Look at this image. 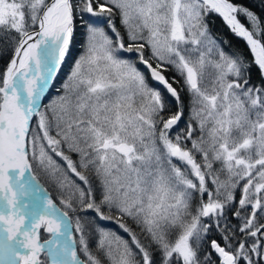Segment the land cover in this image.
<instances>
[{"label": "snow or ice", "instance_id": "obj_1", "mask_svg": "<svg viewBox=\"0 0 264 264\" xmlns=\"http://www.w3.org/2000/svg\"><path fill=\"white\" fill-rule=\"evenodd\" d=\"M210 13L246 41L250 62L213 36ZM77 24L84 51L46 100ZM0 29V264H216L213 253L264 264L257 15L230 0H0ZM181 82L189 116L173 135ZM237 202L243 223L232 226Z\"/></svg>", "mask_w": 264, "mask_h": 264}, {"label": "trees", "instance_id": "obj_2", "mask_svg": "<svg viewBox=\"0 0 264 264\" xmlns=\"http://www.w3.org/2000/svg\"><path fill=\"white\" fill-rule=\"evenodd\" d=\"M230 1L232 3H234L235 5L243 6L244 8H247L248 10L252 11L259 18L261 28H264V0H230ZM237 17L243 24H245L251 30V23L249 22V20L247 19L246 16H244L241 13H237ZM207 23L209 24V30L211 31V33L214 35V37L218 41H227V44L222 45V47H224V49L226 51H230L234 54L242 55L247 61H249V62L251 61L249 54H248V51L245 48V46L243 45L242 41L239 38L235 37L219 19L215 18L212 14H209V16L207 17ZM78 31H77V35H76V47L79 44V42L82 40V37L80 35V32H82V29L79 32ZM260 38L264 39V37H260ZM76 47L73 49L72 56L76 53V50H77ZM7 58H8L7 54L3 55V58H0V72H2L4 70ZM61 70L64 71L63 66H62ZM250 71L252 74V82L255 81V84L259 85L261 82V78H260L257 70L255 69V66H253L250 69ZM54 86H55V83H54ZM168 99L171 100L172 98L168 97ZM181 100L182 101L186 100V97H184L183 94H181ZM173 105H174V101H173ZM236 196H237V200H238L239 194ZM232 208H235V205H232L228 209L229 220L231 221V225L236 226V225L242 224L243 223L242 220L238 219L237 217H235L234 215L231 214ZM242 214H243V211H242ZM202 220L203 221L206 220V223L208 222L206 218H202ZM221 223L223 224V221H221ZM211 235L213 236V238H215L216 240L221 242V244H223V241L221 240L220 233L218 230L212 231ZM247 238H252V237H247ZM261 242L263 243L262 240H261ZM212 255H213V259L216 261V264H219V261L215 257V255L214 254H212ZM155 258H157V259L159 258L158 254H156Z\"/></svg>", "mask_w": 264, "mask_h": 264}, {"label": "rangeland", "instance_id": "obj_3", "mask_svg": "<svg viewBox=\"0 0 264 264\" xmlns=\"http://www.w3.org/2000/svg\"><path fill=\"white\" fill-rule=\"evenodd\" d=\"M211 14V13H210ZM215 18L219 19L222 23L224 22L223 19L221 17H219L217 14H212ZM118 23V21H117ZM225 23V22H224ZM223 23V24H224ZM226 24V23H225ZM224 24V25H225ZM227 25V24H226ZM225 27L231 32V30L229 29L228 25ZM82 29V32H80V35L82 37V40L79 42V44L77 45V50H76V53L72 56V58L63 66L64 67V71H60V73L58 74L57 78H56V81H55V86L53 84L52 88L50 89L49 93H48V97L46 98L49 99V98H53L55 97L56 95H59L60 93L57 92V89L60 87L61 84H63L64 81H66L67 79V76L70 72V68H71V65L72 63H74V60L78 57V54L82 53L84 51V48H83V41H84V35H83V27L79 24H77V31L81 30ZM249 29V28H248ZM250 30V29H249ZM0 31H2V29H0ZM78 31V32H79ZM232 34H234L233 32H231ZM14 34V33H13ZM235 35V34H234ZM214 36V35H213ZM243 40V39H242ZM244 41V40H243ZM243 43V45L245 46V48L247 49L248 51V54H249V57H250V60L253 59L251 53H250V50L247 46L246 43ZM79 46V47H78ZM80 48V49H79ZM79 50V51H78ZM121 55H128V54H121ZM255 69L257 70V68L255 67ZM258 72V70H257ZM169 77H172L175 74V72H168L166 73ZM259 74V73H258ZM177 79L180 80V78L177 76ZM252 83H255V81H253ZM154 86V85H153ZM174 86H176V88L178 89V91H180V93H182L184 95V97H186V100H184L183 102V105H184V112H185V115L184 117L182 118L180 124H178L176 127H174V129L172 130V134L174 135L176 133V130L177 129H182L184 127V124L187 123V118L189 116V94L187 93L186 89L183 87L182 85V82L181 83H177V84H174ZM35 119V118H34ZM75 158V157H74ZM59 159V158H57ZM34 174L37 176V179L40 181V183L42 185H44L48 191L51 193L52 195V198L54 199V201L58 204V199H57V194H56V190L53 189L50 185H48L47 181H46V178L44 177L43 174L39 173V172H34ZM240 196V191L239 189H237L236 191V195ZM239 196H238V199H239ZM197 199H198V196H197ZM207 197L205 195V201H206ZM238 201V200H237ZM194 204H195V200H194ZM235 205V208L238 209L239 208V205H238V202ZM207 219V218H206ZM206 223V220L204 221ZM213 223H215V220H213ZM99 226L100 227H104L106 229H112V230H116V231H119L120 230L117 228V226L114 224L113 221H99L98 222ZM40 233H41V242H43L44 239L48 238L49 234L46 233L43 229L40 230ZM122 235H126V234H123L121 232ZM78 235V234H77ZM221 237V236H220ZM248 241H251L252 239L254 238H246ZM260 240L263 241L264 243V237H260L259 238ZM222 240V239H221ZM43 258V257H42Z\"/></svg>", "mask_w": 264, "mask_h": 264}, {"label": "bare ground", "instance_id": "obj_4", "mask_svg": "<svg viewBox=\"0 0 264 264\" xmlns=\"http://www.w3.org/2000/svg\"><path fill=\"white\" fill-rule=\"evenodd\" d=\"M240 39H243V38L240 37ZM245 43H246V41H245ZM218 261H219V260H218Z\"/></svg>", "mask_w": 264, "mask_h": 264}, {"label": "water", "instance_id": "obj_5", "mask_svg": "<svg viewBox=\"0 0 264 264\" xmlns=\"http://www.w3.org/2000/svg\"><path fill=\"white\" fill-rule=\"evenodd\" d=\"M241 23V22H240ZM242 24V23H241ZM154 83V82H153ZM155 84V83H154ZM159 86V85H158ZM216 255V254H215Z\"/></svg>", "mask_w": 264, "mask_h": 264}]
</instances>
